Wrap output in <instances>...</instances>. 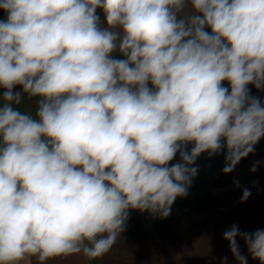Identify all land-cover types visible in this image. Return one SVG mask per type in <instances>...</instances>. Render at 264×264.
<instances>
[{"label":"clouds","instance_id":"obj_1","mask_svg":"<svg viewBox=\"0 0 264 264\" xmlns=\"http://www.w3.org/2000/svg\"><path fill=\"white\" fill-rule=\"evenodd\" d=\"M0 9V264L102 259L130 210L170 215L202 154L223 153L228 174L264 139V102L248 87L264 90V0H0ZM17 86L36 98L35 118L13 106ZM250 196L244 189L241 202ZM238 236L264 264V229L223 233L248 264Z\"/></svg>","mask_w":264,"mask_h":264},{"label":"crops","instance_id":"obj_2","mask_svg":"<svg viewBox=\"0 0 264 264\" xmlns=\"http://www.w3.org/2000/svg\"><path fill=\"white\" fill-rule=\"evenodd\" d=\"M4 16L1 15L0 19ZM210 31V29H207ZM224 86L228 87L227 82ZM250 94L258 97L264 102V90H257L249 85ZM4 89L0 88V93ZM14 92H21L22 88L17 86ZM3 101L0 100V106ZM22 113H28L35 118L37 109L36 98L29 99L27 94L22 93V100L19 105H13ZM264 146V139L255 146ZM189 150L191 145L188 146ZM249 159H242L231 172H236L243 167ZM179 161V155L172 163ZM198 167L196 180H215L224 178L222 169L225 167L223 153L209 157L207 153L202 154L193 165ZM251 196L241 202V197L231 204L214 206L208 209L195 211L200 221L190 224L192 234H185L181 240L165 239H120L112 250L102 259L86 261L80 255H74L66 259L60 258L48 261L47 264H221L224 257H227V264H237L234 260L228 245V241L223 238V233L237 225L239 231L254 232L257 229H264V181L257 187L250 190ZM183 232L187 230L184 226ZM242 255L247 256L248 264H259L248 254L247 247L240 237H237ZM32 264H37L33 258Z\"/></svg>","mask_w":264,"mask_h":264},{"label":"rangeland","instance_id":"obj_3","mask_svg":"<svg viewBox=\"0 0 264 264\" xmlns=\"http://www.w3.org/2000/svg\"><path fill=\"white\" fill-rule=\"evenodd\" d=\"M1 15L4 16V20L7 18V13L0 9V17ZM97 15L100 17L101 26L106 27V22L104 18V13L101 9H97ZM1 20V19H0ZM115 58L121 57L120 54L114 53ZM246 163H244L243 167L238 169L236 172L229 173L225 177H231L232 183L228 186V188H240L243 187L250 182H252L259 173L264 171V146L256 148L253 153H250L247 157ZM255 165V171H252L253 166ZM221 179V178H218ZM207 181H214V180H207ZM217 190V189H214ZM183 197L177 198L174 204L171 206L170 215L166 218L167 221L172 224L176 232L179 236V239H172V238H162L159 236L158 228H157V221L160 219L159 215H152L149 212H140L136 210H130L129 219L127 221L126 230L125 232L118 238L120 239H135L130 231V219L134 216H137L142 224L143 234L145 236L144 239H165V240H181L183 235L192 234L190 229V224H195L197 221H200L199 216L196 214L195 211H188L183 204ZM211 208V207H210ZM184 226H187V230L183 232L185 229Z\"/></svg>","mask_w":264,"mask_h":264},{"label":"trees","instance_id":"obj_4","mask_svg":"<svg viewBox=\"0 0 264 264\" xmlns=\"http://www.w3.org/2000/svg\"><path fill=\"white\" fill-rule=\"evenodd\" d=\"M117 58L120 59L121 57ZM262 181H264V171L259 173V175L252 182L237 189L228 188V186L232 183L231 177L215 179L212 181L213 188L210 192L198 197H183V204L188 211L203 210L214 206L228 205L239 199L242 196L244 189H248L250 191L257 187ZM156 225L160 237L179 239L175 227L170 224L166 218L158 219ZM129 226L135 239L141 240L145 238L142 224L137 216L130 219Z\"/></svg>","mask_w":264,"mask_h":264},{"label":"water","instance_id":"obj_5","mask_svg":"<svg viewBox=\"0 0 264 264\" xmlns=\"http://www.w3.org/2000/svg\"><path fill=\"white\" fill-rule=\"evenodd\" d=\"M213 184L211 181L205 180H196L192 181V184L189 188V194L186 197L193 196L198 197L205 193H208L212 190ZM181 198V197H178Z\"/></svg>","mask_w":264,"mask_h":264}]
</instances>
